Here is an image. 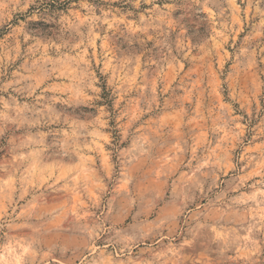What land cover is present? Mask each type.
Returning <instances> with one entry per match:
<instances>
[{"label": "clouds", "instance_id": "9594fccd", "mask_svg": "<svg viewBox=\"0 0 264 264\" xmlns=\"http://www.w3.org/2000/svg\"><path fill=\"white\" fill-rule=\"evenodd\" d=\"M0 264H264V0H0Z\"/></svg>", "mask_w": 264, "mask_h": 264}]
</instances>
